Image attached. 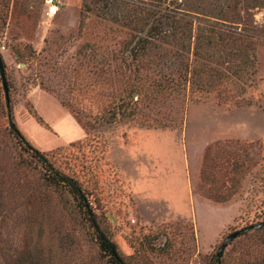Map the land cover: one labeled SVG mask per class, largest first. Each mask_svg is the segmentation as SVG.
<instances>
[{"label": "rangeland", "instance_id": "rangeland-1", "mask_svg": "<svg viewBox=\"0 0 264 264\" xmlns=\"http://www.w3.org/2000/svg\"><path fill=\"white\" fill-rule=\"evenodd\" d=\"M60 1L0 0V264H111L95 224L123 264H264V226L219 253L264 221V0H177L215 25L137 58V8L87 0L80 26L84 0Z\"/></svg>", "mask_w": 264, "mask_h": 264}, {"label": "trees", "instance_id": "trees-1", "mask_svg": "<svg viewBox=\"0 0 264 264\" xmlns=\"http://www.w3.org/2000/svg\"><path fill=\"white\" fill-rule=\"evenodd\" d=\"M101 3L103 18L114 23H124L130 21L128 14H120L119 9L122 5L123 9L129 11L137 8L141 14L139 20L142 28L140 30L141 35L137 38L139 46L135 48L133 58H137L139 55H146L154 51L155 48L165 49L161 45L155 44L151 39L157 40L160 43L169 44L170 39L174 34H178L179 45L181 50L186 49L184 41L190 38V27L196 23H205L209 26H214L212 22L205 20L206 18H199L196 16L193 18L189 14L187 9L181 7V4L177 0H97ZM90 10L89 1L84 0L80 11V26L81 20H83L85 12ZM110 15V16H107ZM177 24V25H176ZM213 32V31H212ZM39 122L44 124L42 118L38 116L36 111L30 112ZM137 116V111L133 113ZM8 127L10 133L17 140L20 145H24L31 149L34 153H37L40 161L46 165L47 160L40 154L35 148L31 146L28 140L20 132L15 125L11 115L8 113ZM48 172L45 173L44 179L48 185L61 188L70 193L78 201L80 207H88V201L77 181L68 175H65L49 165ZM95 227L96 242L101 254L107 256L111 264H123V258L119 252V249L115 242H113L102 230H100L97 224ZM261 229V228H259ZM258 229V230H259Z\"/></svg>", "mask_w": 264, "mask_h": 264}, {"label": "water", "instance_id": "water-1", "mask_svg": "<svg viewBox=\"0 0 264 264\" xmlns=\"http://www.w3.org/2000/svg\"><path fill=\"white\" fill-rule=\"evenodd\" d=\"M0 78H1V84H2V87H3V90H4V95H5V98H6V104L7 106L9 105V94H8V86H7V79H6V76H5V68H4V64L2 62V58L0 56ZM262 226H264V221L259 223V224H256L252 227H248V228H244L242 230H238L236 232H233L232 234L228 235L225 240L222 242V245L219 249V253L227 246V243L232 240L233 238L237 237L239 234L245 232V231H248L250 229H259L261 228Z\"/></svg>", "mask_w": 264, "mask_h": 264}, {"label": "built area", "instance_id": "built-area-1", "mask_svg": "<svg viewBox=\"0 0 264 264\" xmlns=\"http://www.w3.org/2000/svg\"><path fill=\"white\" fill-rule=\"evenodd\" d=\"M45 4L47 6V14L49 16L55 15L59 11L62 5L60 0H45ZM0 48H4V46L1 43H0Z\"/></svg>", "mask_w": 264, "mask_h": 264}, {"label": "crops", "instance_id": "crops-1", "mask_svg": "<svg viewBox=\"0 0 264 264\" xmlns=\"http://www.w3.org/2000/svg\"><path fill=\"white\" fill-rule=\"evenodd\" d=\"M38 94H44V93H41V92H40V93H38ZM38 94H37V95H38ZM59 106H60V105H59ZM60 109H61V113H62V115H68L69 112L66 111L62 106H60ZM69 114H71V113H69ZM74 118H75V117H74ZM76 121H77V120H76ZM84 136H85V132H84ZM84 136H83V137H84ZM83 137H82V138H83Z\"/></svg>", "mask_w": 264, "mask_h": 264}]
</instances>
